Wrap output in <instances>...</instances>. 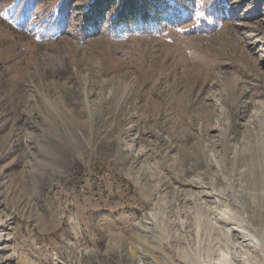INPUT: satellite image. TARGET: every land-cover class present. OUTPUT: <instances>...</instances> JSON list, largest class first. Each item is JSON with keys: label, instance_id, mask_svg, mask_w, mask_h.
Here are the masks:
<instances>
[{"label": "rangeland", "instance_id": "374dc122", "mask_svg": "<svg viewBox=\"0 0 264 264\" xmlns=\"http://www.w3.org/2000/svg\"><path fill=\"white\" fill-rule=\"evenodd\" d=\"M17 1L0 0V264H189L215 248L228 228L197 219L246 215L261 174L264 0H223L213 32L187 29L214 0H172L193 19L88 38L93 0H74L62 35L42 23L62 0L28 28L8 17ZM246 249L238 264H264Z\"/></svg>", "mask_w": 264, "mask_h": 264}, {"label": "trees", "instance_id": "16d2710c", "mask_svg": "<svg viewBox=\"0 0 264 264\" xmlns=\"http://www.w3.org/2000/svg\"><path fill=\"white\" fill-rule=\"evenodd\" d=\"M42 0H18L8 10V17L21 28H28L32 16ZM120 1L112 20L107 21L108 12ZM223 0H214L211 8L213 21L203 19L189 27L192 33L213 32L218 29V18ZM74 0H62L57 11L42 21L44 35H62L69 28L70 11ZM193 19L191 13L180 9L172 0H93L82 17L81 36L88 38L101 33L108 22L113 32L129 29L135 32H156L163 23L179 24ZM33 27V26H32Z\"/></svg>", "mask_w": 264, "mask_h": 264}, {"label": "bare ground", "instance_id": "6f19581e", "mask_svg": "<svg viewBox=\"0 0 264 264\" xmlns=\"http://www.w3.org/2000/svg\"><path fill=\"white\" fill-rule=\"evenodd\" d=\"M254 167H260L261 174L259 175V178L257 177L256 182H253L256 193L252 196V202L248 204L250 207L248 208V211H246V215L242 213L244 209L235 208V210L232 211L230 215L224 216L221 211L222 209L217 208L218 215L213 213V215L204 219L200 218L197 219V221L195 220L196 225L199 228L200 226L201 228L202 226L215 228L216 224L219 227V230H227V228L228 230L224 236L221 235L220 237L216 236L214 238L215 248L212 249L211 245L204 251V247L200 246L194 250L193 258L187 257L183 259L185 262L189 264H238V262L249 263L251 258L249 256L248 249L246 248L250 246H255L256 248L261 249L259 253L264 255V157L259 160V162L256 163ZM258 193H261V195ZM229 205L231 204H228V206ZM241 206V208H243V205ZM229 209L233 210L231 207H229ZM223 212L225 213L224 209ZM206 215L207 214H205V216ZM200 229H197V232L200 233ZM201 250H203V252H201ZM211 251L213 253H211ZM168 257L169 256H166V258ZM168 261L170 262L169 259ZM57 263L60 264L61 261H57Z\"/></svg>", "mask_w": 264, "mask_h": 264}]
</instances>
